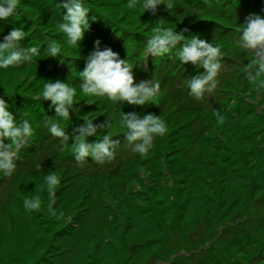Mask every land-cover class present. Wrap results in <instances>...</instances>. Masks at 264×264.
<instances>
[{
  "label": "rangeland",
  "instance_id": "1",
  "mask_svg": "<svg viewBox=\"0 0 264 264\" xmlns=\"http://www.w3.org/2000/svg\"><path fill=\"white\" fill-rule=\"evenodd\" d=\"M86 3L92 11L82 46H65L64 55L45 51L47 39H64L58 30L66 12L63 0H20L16 17L0 20V41L23 26V46H41L35 62L0 70V97L18 117L28 112L34 129L30 142L21 147L14 172L0 173V264H231L226 258L236 259L235 264H264V77L248 80L252 56L238 47L243 34L238 26L249 16H264V0H218L208 16L202 15L203 6L192 8L182 0H176L172 13L155 14L129 9L128 0ZM184 14L189 19L178 21ZM156 18L166 20L164 27L187 29L185 36L198 35L221 47L216 89L195 99L187 81L206 69L171 63L169 70L162 67L152 76L148 70L140 78L134 76L135 83L159 81L156 100L132 105L81 95L74 106L80 112L73 109L72 121L62 122L69 140L52 136L45 123L59 117L50 100L37 97L43 85L61 79L79 91V73L96 41L126 60L125 36L128 44L130 38L139 39L145 49L153 28L161 24ZM211 20L236 28L223 37L220 25ZM115 41L119 50L111 46ZM122 111L160 116L167 133L154 136L153 147L141 155L126 144L123 131L114 132L113 140L120 142L115 159L77 162L73 143L82 117L100 124L111 115L118 124ZM98 139L103 137H88L90 143ZM125 172L128 181L122 178ZM49 175L59 181L54 196ZM36 201L38 206L31 207ZM249 247H261L260 254H250Z\"/></svg>",
  "mask_w": 264,
  "mask_h": 264
},
{
  "label": "clouds",
  "instance_id": "2",
  "mask_svg": "<svg viewBox=\"0 0 264 264\" xmlns=\"http://www.w3.org/2000/svg\"><path fill=\"white\" fill-rule=\"evenodd\" d=\"M164 4L169 11L176 7V0H128V8H140L142 11H152L155 14L158 6ZM66 12L58 24V30L63 34V41L47 39L46 54L58 56L65 54V46L80 49L84 40L85 31L90 27L89 13L92 11L86 0H63ZM20 11V0H0V20L15 18ZM93 15L91 19H95ZM243 34L239 36L238 47L251 53L252 58L247 63L246 75L249 81L264 77V16H249L247 22L239 25ZM184 31H187L185 29ZM184 31L164 27L162 22L153 28L152 34L144 49V55L149 52L155 57H163L173 53L181 41L184 43L175 51L182 64L192 62L197 67L206 71L191 77L187 81L189 94L197 100L202 99L205 93L216 89L217 77L222 68L224 53L219 45L198 35L185 36ZM2 32V29H0ZM27 32L23 26L14 27L0 41V70L10 67H19L23 64L33 63L39 56L41 46L24 47ZM133 65L129 60L120 58L118 52L112 48H101L100 41H96L94 50L86 57V67L79 73V91L71 83L61 79H49L37 97L50 100L59 118H49L45 127L52 136L60 138L62 142L69 140L70 134L66 132V124L72 121V110L80 112L74 106L81 101V95L88 100L94 98H107L113 102H126L132 105H145L157 99L160 91L159 81H144L135 83ZM25 112L23 117H18L9 110L7 101L0 97V173L11 175L16 169V160L22 145H27L34 135L32 121ZM84 123L79 126V135L75 137L73 152L77 162L86 158L104 163L115 159L116 148L120 144L113 140V133L123 131L126 134L127 145L132 151L147 155L153 147L154 136H164L167 133L166 122L152 113L139 114L137 112L125 113L122 111L120 121L116 124L111 115L100 124L93 119L82 117ZM90 136H102V140L89 142ZM72 138V136H71ZM5 140L8 142L5 143ZM49 183L51 196L55 193L52 189L58 184L55 175L46 177ZM38 201L31 207L38 206Z\"/></svg>",
  "mask_w": 264,
  "mask_h": 264
},
{
  "label": "trees",
  "instance_id": "3",
  "mask_svg": "<svg viewBox=\"0 0 264 264\" xmlns=\"http://www.w3.org/2000/svg\"><path fill=\"white\" fill-rule=\"evenodd\" d=\"M180 0H178V2H179ZM182 1H184V2H187L188 4H190L191 3V5H190V7H197V6H203L204 8L202 9V10H204V12H203V14L202 15H204V16H208V14L211 12V8H217L216 6H215V4L217 3V1L218 0H182ZM219 1H221V4L222 3H224L226 0H219ZM234 3V2H233ZM177 4H179V3H177ZM177 4H176V6H177ZM158 10H163V11H165V12H168V9L167 8H161V9H158ZM214 11V10H213ZM173 12V11H172ZM171 12V13H172ZM157 13H161V12H157ZM191 14V13H190ZM191 16H194V14H192ZM143 17H145L146 19L149 17L147 14H145V15H143ZM162 20H163V22L164 23H166L165 21V19H163V18H161ZM189 18H185V14H184V17L182 16V19H181V17H179V19H178V21H185V20H188ZM203 21H208L207 19H203ZM213 23H217V21L218 20H211ZM163 22H162V24H163ZM200 22V21H199ZM237 22V21H236ZM155 23H157V24H159V23H161V21H160V19H155ZM149 24V23H148ZM217 24H219L220 25V27L222 28H220V31L222 32V34L220 35V36H226V34H230V33H228V31H230V30H235V28L236 27H231V23H228V22H224V23H217ZM233 24H234V22H233ZM233 26V25H232ZM94 29H95V27H94ZM104 29V28H103ZM92 31V30H91ZM240 32H241V30H240ZM113 33H115V30L113 31L112 30V33L110 32V34H112L113 35ZM120 33V32H119ZM122 33H121V37H122ZM93 35L92 34H90V37H92ZM108 36V35H107ZM140 37V36H139ZM142 37V36H141ZM144 37H146V36H144ZM126 38H127V36H125V38H124V40H123V42H122V46L126 49V51L128 52L127 53V59L126 60H129V62L133 65V69H132V71H133V74H134V76H138V78H140V77H142V76H144L145 75V72H147V70L149 71V73H148V76H150L151 74H152V72L153 71H155V70H162V69H165V68H162V67H168V70H169V68L170 67H172V64L171 63H175V62H180V60L177 58V57H175L174 56V53H175V51H177L180 47H181V45L183 44L182 42H181V45H177L176 46V48L173 50V53H169L168 55H166V56H163V57H155V56H153V55H151V54H149L148 53V56L149 57H146L145 55H144V53H142L141 54V52H144V48H143V45L142 44H140V41H138V40H134V39H132V38H130L129 39V41H132L131 42V44L129 43L128 44V42H125V40H126ZM229 39V38H228ZM116 42H117V44L119 43L118 41H115L114 43H113V45H111V46H114L113 48H115V49H118L119 50V48H121L120 46H118V47H115V45H116ZM106 44H108V41L106 42ZM111 48V47H110ZM134 51H137L135 54H133L134 53ZM40 56V55H39ZM38 58V57H37ZM188 66L190 67V69L191 68H193L194 66H193V63L192 62H188ZM159 65H162V66H159ZM182 66H183V64H182ZM177 67H179V69L181 68V66H177ZM74 68V67H73ZM197 69H199V68H197ZM178 70V69H177ZM176 70V71H177ZM180 70H182V69H180ZM183 70H184V68H183ZM152 76V75H151ZM187 90H189V88L187 89ZM190 95V94H189ZM182 95H180L179 94V96H177V97H181ZM187 95L185 96V97H183V98H185V99H187ZM188 99H190V98H188ZM48 109H50V108H48ZM51 110V109H50ZM226 115L229 117V119H234V116H231L230 114H229V112H227L226 113ZM195 158H197V156L195 157ZM135 169V165L133 164V168H132V170H134ZM135 171V170H134ZM129 173H130V171H128ZM128 172H125V173H123V177L122 178H124L125 180H127L128 181V179L130 178V176L129 175H127V173ZM103 172H100V174H102ZM128 173V174H129ZM98 177V176H97ZM96 180H99L98 178H95V182H96ZM105 180L107 181V182H109L110 183V181H111V178L110 177H106L105 178ZM100 184V186H101V183H99ZM102 187V186H101ZM106 187V186H105ZM105 187H104V189H105ZM97 192V191H96ZM103 197H104V195H103ZM9 210H7V214H8V217H10L11 215L9 214V212H8ZM6 214V215H7ZM102 214V213H101ZM240 249H242V247H240ZM249 250H250V254H260V251H259V249H261V247H255V248H252V247H249L248 248ZM254 249V250H253ZM246 250V249H245ZM245 250H242L241 252L243 253ZM254 252H253V251ZM245 254V253H244ZM225 260H227V262L228 261H232L231 262V264L233 263V264H235V261H237L236 259H230V258H226ZM239 262L237 263V264H239V263H241L240 262V260H238ZM227 264H229V262L227 263ZM242 264V263H241Z\"/></svg>",
  "mask_w": 264,
  "mask_h": 264
},
{
  "label": "bare ground",
  "instance_id": "4",
  "mask_svg": "<svg viewBox=\"0 0 264 264\" xmlns=\"http://www.w3.org/2000/svg\"><path fill=\"white\" fill-rule=\"evenodd\" d=\"M159 66H162V65H159ZM153 74H156V73H153ZM182 101H184V100H182Z\"/></svg>",
  "mask_w": 264,
  "mask_h": 264
}]
</instances>
